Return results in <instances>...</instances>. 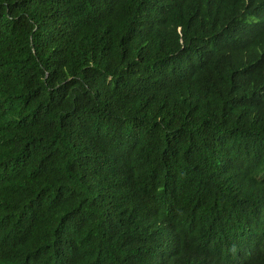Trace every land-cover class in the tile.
Segmentation results:
<instances>
[{
    "label": "trees",
    "instance_id": "obj_1",
    "mask_svg": "<svg viewBox=\"0 0 264 264\" xmlns=\"http://www.w3.org/2000/svg\"><path fill=\"white\" fill-rule=\"evenodd\" d=\"M0 264H264V0H0Z\"/></svg>",
    "mask_w": 264,
    "mask_h": 264
}]
</instances>
